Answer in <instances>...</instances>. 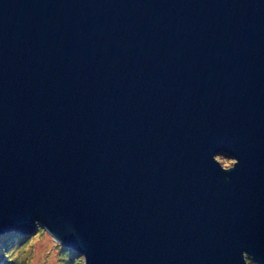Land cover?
Masks as SVG:
<instances>
[{"label":"water","instance_id":"95a60500","mask_svg":"<svg viewBox=\"0 0 264 264\" xmlns=\"http://www.w3.org/2000/svg\"><path fill=\"white\" fill-rule=\"evenodd\" d=\"M83 264H264V0H0V235Z\"/></svg>","mask_w":264,"mask_h":264},{"label":"rangeland","instance_id":"374dc122","mask_svg":"<svg viewBox=\"0 0 264 264\" xmlns=\"http://www.w3.org/2000/svg\"><path fill=\"white\" fill-rule=\"evenodd\" d=\"M39 227L37 222L36 227L30 232L22 233L21 231L9 230L2 233L0 240L4 236H10L13 233L24 235V237L14 238L9 243L7 252L12 251V259H10V256H3L6 253L3 251L6 245L4 242H0V264H64L65 259L62 255V248L64 247L54 241L46 231H40ZM74 253L77 257H81L79 253L75 251ZM80 264H83L82 257Z\"/></svg>","mask_w":264,"mask_h":264},{"label":"trees","instance_id":"16d2710c","mask_svg":"<svg viewBox=\"0 0 264 264\" xmlns=\"http://www.w3.org/2000/svg\"><path fill=\"white\" fill-rule=\"evenodd\" d=\"M40 231H45L42 227H39ZM24 237V235H19L18 233H13L12 235H6L3 238H1L0 242H4L6 247L3 249L4 252V257L6 256H10V259H12V251L7 252V249L9 248V243L12 242L14 240V238H21ZM4 245V246H5ZM62 255L65 259V263L64 264H80L81 263V257H77L74 253V251H72L71 249H67V248H62ZM2 256V258H4ZM62 257V258H63ZM253 264V263H250Z\"/></svg>","mask_w":264,"mask_h":264}]
</instances>
